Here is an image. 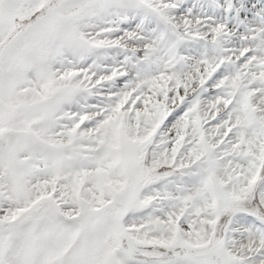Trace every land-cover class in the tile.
<instances>
[{"label": "snow or ice", "instance_id": "1", "mask_svg": "<svg viewBox=\"0 0 264 264\" xmlns=\"http://www.w3.org/2000/svg\"><path fill=\"white\" fill-rule=\"evenodd\" d=\"M0 264H264V0H0Z\"/></svg>", "mask_w": 264, "mask_h": 264}]
</instances>
